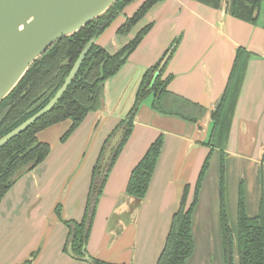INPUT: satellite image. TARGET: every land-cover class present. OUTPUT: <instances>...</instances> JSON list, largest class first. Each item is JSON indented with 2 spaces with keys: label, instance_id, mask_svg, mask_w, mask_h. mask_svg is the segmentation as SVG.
I'll use <instances>...</instances> for the list:
<instances>
[{
  "label": "crops",
  "instance_id": "obj_1",
  "mask_svg": "<svg viewBox=\"0 0 264 264\" xmlns=\"http://www.w3.org/2000/svg\"><path fill=\"white\" fill-rule=\"evenodd\" d=\"M143 1L127 5L95 40L113 53L143 26L151 24L122 67L104 82L102 106L89 112L80 123L83 136L78 143L69 147L63 144L65 149L57 145L70 125L68 120L37 133L40 141L51 146L49 156L22 173L1 199L0 264H21L29 259L30 263L25 264H90L67 252L68 228L56 215L55 206L60 205L62 219L83 218L92 170L104 140L130 110L144 71L159 61L175 40L165 65L164 75L172 76L167 89L205 112L201 115L196 107L187 104V112L196 119L198 115L197 122L188 121L158 113L152 105V93L142 101L131 134L108 170L96 200L86 253L105 264H157L185 187L188 186L186 205L193 198L199 171L210 152L204 142L212 122L209 121L206 131L201 124L222 95L239 49L250 55L225 151L229 157L248 165L260 159L261 167L264 165L263 27L229 14L222 17L220 9L196 0H161L147 10L127 35L118 33L125 18ZM159 135L163 137L160 153L146 194L137 201L126 193L128 178L132 167ZM83 147L87 156L77 163ZM214 180L219 190L218 178ZM203 184L204 179L201 191ZM200 192L194 234L201 226L211 230L219 225L218 207H209L202 218L204 196L200 198Z\"/></svg>",
  "mask_w": 264,
  "mask_h": 264
},
{
  "label": "trees",
  "instance_id": "obj_2",
  "mask_svg": "<svg viewBox=\"0 0 264 264\" xmlns=\"http://www.w3.org/2000/svg\"><path fill=\"white\" fill-rule=\"evenodd\" d=\"M135 0H116L108 10L92 20L78 32L62 37L54 42L29 67L25 75L14 89L0 102V138L31 117L54 96L61 87L73 64L84 46L92 38H96L122 13L124 8ZM161 0H144L140 7L119 26L117 32L127 35L132 27L145 15L147 10ZM205 5L219 9L222 0H196ZM227 12L230 16L243 21L260 24L264 29V0H227ZM151 24L143 26L123 46L111 53L96 43L91 45L84 56L77 72L65 92L55 105L44 115L34 121L21 133L14 136L0 147V202L15 182V175L23 167L30 171L47 157L49 144L40 141L37 133L43 129L63 121L70 125L61 140L74 131L85 116L102 106L104 82L126 62L131 54L150 30ZM176 40L173 42L174 47ZM171 46L170 51L174 49ZM154 65L147 68L136 90L134 102L124 118L119 120L114 130L104 140L91 174L85 211L80 221L62 219L60 205L55 206V213L68 228L66 247L71 244L73 254L81 258L86 253V242L90 232L96 200L101 192L108 170L126 143L133 129L135 114L142 101L153 94V108L160 114L175 116L183 120L197 119L191 116L184 106L196 107L202 115L205 110L178 95L171 93L167 85L171 75H164L165 65L155 77L164 56ZM249 53L237 50L227 83L222 95L211 109L212 128L208 139L204 142L210 148L203 161L194 188L191 202L186 205L188 186L184 188L178 209L174 212L165 239L164 246L158 256L157 264H186L194 251V215L199 201V192L209 166L211 154L216 150L219 154V225L220 261L221 264H264V168L261 167V194L258 198L257 210L249 215L245 204L244 179L237 185V204L235 227L229 220L224 199L226 140L229 133L235 102L243 79ZM119 128L123 133L118 145L114 148L104 173L100 176V163L104 149ZM163 137L159 135L143 156L132 167L126 193L137 201L146 194L162 146ZM65 247V248H66ZM31 259L24 263H30ZM90 264H105L104 261L90 256Z\"/></svg>",
  "mask_w": 264,
  "mask_h": 264
},
{
  "label": "water",
  "instance_id": "obj_3",
  "mask_svg": "<svg viewBox=\"0 0 264 264\" xmlns=\"http://www.w3.org/2000/svg\"><path fill=\"white\" fill-rule=\"evenodd\" d=\"M115 1L0 0V102L14 89L32 63L54 42L81 30L92 20L104 14ZM219 9L222 17L228 14L227 0H222ZM95 40L96 38H92L84 46L63 84L49 102L1 137L0 147L25 130L55 105L69 86L84 56ZM170 54L171 50L167 52L161 61L157 72L154 74L155 77L166 64ZM211 109L207 111L201 124L204 131H206L210 121ZM122 133L123 128H119L109 139L100 163L101 173L104 172V168L111 157L112 151L118 145ZM91 139L92 135L86 144V150ZM19 171L15 178L21 175L22 172ZM67 252L75 257L71 244L68 245ZM81 259L90 262V256L87 253H84Z\"/></svg>",
  "mask_w": 264,
  "mask_h": 264
},
{
  "label": "rangeland",
  "instance_id": "obj_4",
  "mask_svg": "<svg viewBox=\"0 0 264 264\" xmlns=\"http://www.w3.org/2000/svg\"><path fill=\"white\" fill-rule=\"evenodd\" d=\"M121 14L122 13H120V15ZM171 46L174 47V44H172ZM63 134L61 135V137L63 136ZM81 135L83 136V129L82 127H80L79 124L78 127L66 137V139L61 140L60 137L59 143L57 145H62L63 148L65 149L67 147H65L64 145L69 147L72 146V144H77ZM49 147H50V151L47 156H49L51 152V146L49 145ZM83 150L84 147L77 158V163L79 162L78 159H83V158L85 159V157L87 156L88 152L86 151L85 153L86 155H85L84 154L85 150L84 151ZM217 152L218 151L215 150L209 159V166L206 171L204 184L202 187L203 191L200 190L201 191L200 198L202 195L204 196L201 202L202 205L200 209L201 213H203L201 214L202 218L204 215H207L206 211L212 208V206H214L215 208L217 207L219 208L220 206V197L218 198L219 190L217 188L216 181L214 180V178L216 177L218 178V169H219V155ZM263 153L264 152H261L262 156H264ZM261 160L262 159H260L259 161ZM259 161L257 163H250L248 165L246 161L243 160L239 161V159H236L234 157H229V155L226 152L224 199L227 207V212L229 215V220L232 223V227H235L234 223L236 218V207H237L236 204L238 199L237 185L241 176L245 180L244 183L245 204H246L247 213L249 215H253L257 210V205H258L257 202L261 194L260 187L262 180L261 165ZM27 168L28 167L25 166L19 172L23 173ZM262 168H264V165ZM17 178L18 177H16L15 179ZM202 206L206 209H203ZM217 216L219 217V214ZM202 227L203 226H201L200 230L194 234V251L192 256L189 258L188 262H191V264H220L221 242H220L219 231L217 229L218 225L217 227L215 226V228L214 229L212 228L211 230H204Z\"/></svg>",
  "mask_w": 264,
  "mask_h": 264
},
{
  "label": "flooded vegetation",
  "instance_id": "obj_5",
  "mask_svg": "<svg viewBox=\"0 0 264 264\" xmlns=\"http://www.w3.org/2000/svg\"><path fill=\"white\" fill-rule=\"evenodd\" d=\"M105 150V149H104ZM113 152V151H112ZM264 159V158H263Z\"/></svg>",
  "mask_w": 264,
  "mask_h": 264
}]
</instances>
